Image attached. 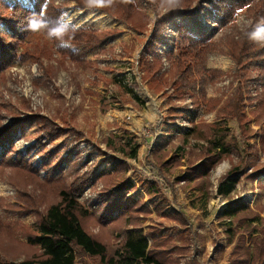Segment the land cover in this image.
<instances>
[{
    "label": "rangeland",
    "instance_id": "1",
    "mask_svg": "<svg viewBox=\"0 0 264 264\" xmlns=\"http://www.w3.org/2000/svg\"><path fill=\"white\" fill-rule=\"evenodd\" d=\"M134 1L138 10L149 18L144 34L134 32L128 25L115 21L98 9L79 7L73 0H51L57 9L54 15L58 17L60 25L98 32L108 29L121 31L102 44L101 48L108 52L97 50L85 57L90 63L85 69L58 56L44 29L29 33L16 27L19 57L9 67L0 69V129L13 126L11 133L0 143V166H3L0 169L3 168L6 174L9 173L7 168L17 170L19 175H23L20 168L29 169L35 172L40 181H67L66 184L78 176L94 174L93 182L79 196L80 203L91 213L89 222H95L104 215L103 207L107 200L104 185L95 178L105 172H122L125 169L128 184L134 187L129 191L130 195L143 201L152 213L143 221L144 232L148 231L149 225L164 220L167 230L160 235L170 234L180 245V235L185 230H180L158 214L154 201L148 199L147 189L151 179L159 178L153 155L161 152L169 154L168 158L177 156L179 165L169 168L167 174L184 173L192 163L198 162L195 150H201L206 143L198 140L184 143L181 138L182 129L190 126L186 120L192 113L190 100L178 103V108L174 109L178 117L173 124L166 117L170 109L168 97H173L172 90L152 93L142 80L138 56L154 30L157 14L164 12V8L161 5L152 6L147 0ZM36 2L0 0V17L11 16L12 11L7 7L13 4L20 3L32 9ZM65 12L68 15L61 17ZM209 15L210 11H205L195 20L179 17L168 25L163 32V43L156 49L162 55L165 70L170 67L167 56L177 53L173 44L179 38V28L187 31L193 39L222 44L227 36L239 39L257 23H264V20H257L245 10L226 21L218 18L208 20ZM10 33L8 27L1 23L0 34L7 42L13 41ZM258 45L264 49V44ZM25 52L41 55L42 64L35 60L23 61L20 56ZM45 54L46 57L43 56ZM250 59H254V55L242 59L247 69L251 70L252 77L248 84H243L234 79L238 66L229 54L218 50L207 54L205 68L222 75L207 85L206 98H221L224 93L219 108L227 96L242 84L244 121L253 134L251 143L260 146L264 141V119L256 118L255 111L259 107L260 97L264 95V69H260L264 68V60L253 63L248 62ZM48 69L51 70V80L46 79ZM218 108L209 111L207 104H203L194 122L197 125L224 123L228 139H239L236 121L218 120ZM43 118L63 128L62 131H55L53 138L46 137ZM18 122L20 124L15 125ZM126 128L131 131V136L123 138ZM71 129H74L73 134H70ZM123 145H130L129 149L136 150V157L127 158L121 148ZM7 150L9 152L5 154ZM263 151L259 152L260 162H264ZM238 160V154H234L231 159L216 166L211 173L209 194L201 197L197 188H180L176 203H163L169 212L174 209L184 212L196 230L193 245L187 253L177 252L179 264H228L231 246L228 245L226 231L230 221L221 219L220 214L234 202L245 204L264 218V188L260 186L264 185V175L255 180L242 177L236 190L227 198L216 193L219 178ZM5 175L0 173V222L16 228L12 234L5 232L13 241L12 245L6 246V250L18 254V260H23L28 255L39 254V251L26 245L25 231L36 223L37 213L33 208H17L18 191L2 178ZM28 190H32V187L29 186ZM35 192L41 195L39 189ZM52 201L53 196L44 200L42 208L48 207ZM90 230L96 234L101 231L100 227H91ZM122 237L116 232L112 233L116 243ZM76 264L92 263L89 258L78 255Z\"/></svg>",
    "mask_w": 264,
    "mask_h": 264
},
{
    "label": "trees",
    "instance_id": "2",
    "mask_svg": "<svg viewBox=\"0 0 264 264\" xmlns=\"http://www.w3.org/2000/svg\"><path fill=\"white\" fill-rule=\"evenodd\" d=\"M73 1L79 7L100 10L139 34H144L149 23V18L138 10L134 0H113L111 5L105 7H89L85 4V0ZM147 1L152 6L161 5L164 12L157 14L154 30L138 56L142 80L147 83L152 93H161L165 89L172 90L173 97H168L170 109L166 117L173 124L178 117L174 111L178 108V103L190 100L192 113L186 119L190 126L184 127L183 135L180 136L184 143L191 140L206 143L201 150H195L198 162L192 163L184 173L170 176L167 174L169 168L179 165L177 156L168 158L169 154L161 152L153 155L157 162L159 178L151 179L147 189L148 199L154 201L158 214L174 223L180 230H185V233L180 235V245L176 244V240L170 234L160 235L167 230L164 220L156 225H149L148 231L144 232L143 221L152 213L144 206L143 201L130 195L129 191L134 187L128 184L125 169L122 172H105L95 178L104 185V195L107 200L103 207L104 215L95 222H89L92 219L91 213L80 203L79 196L83 189L93 182L94 174L91 173L86 177L78 176L66 184L67 181L61 183L40 181L35 172L29 169L20 168L23 175H19L17 170L13 171L9 168L6 169L9 172L6 174L2 168L0 173L6 174L2 178L8 180L18 191L17 208H33L32 210L37 213L36 223L25 231H27L26 245L39 251V254L28 255L25 259L18 260V254L6 250V246L13 244L11 237L6 233L12 234L16 228L0 222V264H76L78 255L89 258L92 264H179L176 255L187 253L193 245L196 230L189 223L184 212L178 209L169 212L163 203H176L180 188L184 190L197 188L201 197L209 194L212 171L224 160L231 159L234 154H238L239 160L219 178L216 190L218 196L226 198L231 196L242 177L246 180H255L264 175V162L259 160V152L264 150V141L260 146L251 143L253 134L244 121L242 84L228 95L218 108L225 94L223 93L221 98L208 100L206 88L222 74L205 68L207 54L216 50L225 52L238 66L234 79L248 84L252 80L251 70L247 69V64L243 63L242 59L254 55V59L248 62L259 63L264 60V49L259 47L258 43L249 40L247 34L239 39H235L232 35L227 36L221 44L193 39L187 31L179 28L177 29L179 38L173 44L177 53H171L166 58L170 66L168 70L164 69L162 55L156 51L163 43L164 30L179 17L195 20L199 14L210 11L208 20L218 18L226 21L238 11L245 10L257 20H264V0H179L178 4H168L167 0ZM44 3L45 0H37L32 9L20 3L13 4L7 7L12 11L11 16L0 17L1 23L8 27L13 37L12 42H7L0 34V69L9 67L13 60L19 57L16 27H20L25 32H34L28 27L29 18L33 13L39 16ZM56 12L57 9L49 3L43 17L47 23V27L44 28L46 33L49 29L62 26L58 23V17L54 15ZM120 33L118 29L98 32L67 26L62 37L50 38L58 56L67 58L85 69L90 65L85 57L97 50L108 52L109 50L101 48L102 44ZM43 56L46 57V54ZM20 58L23 61L35 60L42 64L41 55L25 52ZM49 72L51 70L48 69L46 79L51 80ZM259 101L255 115L258 119H264V95ZM205 103L209 111L218 108L216 114L218 120L236 121L239 139L236 137L228 139V131L224 123L197 125L194 122L199 108ZM43 119L46 137L53 138L55 131H62L63 128L54 125L52 121ZM18 124L20 123L15 125ZM12 128L13 126L0 129V143L11 133ZM69 131L70 134L74 133V129ZM126 136L131 135L125 131L123 138ZM121 148L127 158L136 157L137 151L129 149L130 145H123ZM8 152L9 150L5 151V154ZM182 185L185 187H180ZM29 186L32 190H28ZM260 186L264 188V185ZM37 189L41 192L40 196L35 192ZM52 196L54 201L48 207L42 208L44 200ZM220 218L230 221L226 231L227 242L231 246L228 264H264V218L237 201L224 209ZM91 227H100V233H93ZM115 232L123 236L119 243L112 239V233ZM175 248L177 250H174Z\"/></svg>",
    "mask_w": 264,
    "mask_h": 264
},
{
    "label": "clouds",
    "instance_id": "3",
    "mask_svg": "<svg viewBox=\"0 0 264 264\" xmlns=\"http://www.w3.org/2000/svg\"><path fill=\"white\" fill-rule=\"evenodd\" d=\"M113 0H85V4L89 7H105L111 5ZM51 0H45V3L41 7V12L39 16L33 13L29 18L28 27L32 31H39L47 27V23L44 20V12L48 7ZM168 4H178L179 0H167ZM239 11L237 12V15ZM68 15L66 12L61 14V17ZM67 26L62 25L48 30L49 37H62L66 31ZM247 37L249 40L264 44V23H257L254 28H252L248 33Z\"/></svg>",
    "mask_w": 264,
    "mask_h": 264
},
{
    "label": "crops",
    "instance_id": "4",
    "mask_svg": "<svg viewBox=\"0 0 264 264\" xmlns=\"http://www.w3.org/2000/svg\"><path fill=\"white\" fill-rule=\"evenodd\" d=\"M125 131L129 132V134H131V131L129 129H125ZM125 131H124V135H125Z\"/></svg>",
    "mask_w": 264,
    "mask_h": 264
}]
</instances>
